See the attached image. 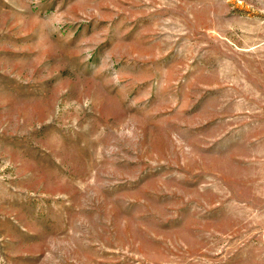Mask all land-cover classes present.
<instances>
[{"label": "rangeland", "instance_id": "374dc122", "mask_svg": "<svg viewBox=\"0 0 264 264\" xmlns=\"http://www.w3.org/2000/svg\"><path fill=\"white\" fill-rule=\"evenodd\" d=\"M0 264H264V0H0Z\"/></svg>", "mask_w": 264, "mask_h": 264}]
</instances>
